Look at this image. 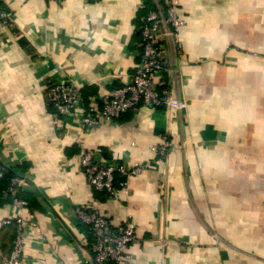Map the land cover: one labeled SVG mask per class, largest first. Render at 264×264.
I'll return each mask as SVG.
<instances>
[{"label":"crops","instance_id":"0c3cea01","mask_svg":"<svg viewBox=\"0 0 264 264\" xmlns=\"http://www.w3.org/2000/svg\"><path fill=\"white\" fill-rule=\"evenodd\" d=\"M154 2L0 0V161L36 223L20 264H94L82 204L136 225L129 264H264V0H179L182 55L167 43L163 77L185 107H139L82 137L98 159L147 163L116 196L78 166L81 114L54 125L46 85L73 82L82 111L123 85ZM15 210L0 204V264L13 241L1 220Z\"/></svg>","mask_w":264,"mask_h":264},{"label":"built area","instance_id":"2783aa9c","mask_svg":"<svg viewBox=\"0 0 264 264\" xmlns=\"http://www.w3.org/2000/svg\"><path fill=\"white\" fill-rule=\"evenodd\" d=\"M96 1V0H91ZM179 0H155L154 7L143 18L139 28L140 61L135 65L125 83L92 98L82 111L81 91L73 82H52L45 87L46 101L57 113L54 125H64V117L72 112L80 113V124L76 141L82 142L83 135L96 129L102 123H112L127 112H135L139 107H166L180 110L185 100L173 94L163 77L165 71V51L169 43L178 56L182 55L180 29L184 19L179 14ZM0 18L6 21L10 12L0 11ZM171 141L167 135L155 147L158 156L166 158ZM78 166L93 189L106 192L114 197L120 187L126 185L127 177L141 173L146 167L145 161H117L108 158H96L97 151L81 144ZM6 167L0 161V179L4 177ZM119 183V186L117 184ZM17 185L8 188L11 204L16 208L13 216L3 218L5 225L13 224L15 234L12 250L7 264H20L28 233L36 226L32 216L24 214L27 201L17 195ZM76 217L86 226L90 234L88 247L94 264H129L132 254L128 246L136 240L137 227L130 219L114 223L109 216L89 204L75 205Z\"/></svg>","mask_w":264,"mask_h":264},{"label":"trees","instance_id":"16d2710c","mask_svg":"<svg viewBox=\"0 0 264 264\" xmlns=\"http://www.w3.org/2000/svg\"><path fill=\"white\" fill-rule=\"evenodd\" d=\"M13 176H15L14 172L12 170L6 169L4 177L0 179V204L4 202H11V195L8 192V188L12 185L11 179L13 178ZM102 193H104L105 196H109V194L106 192H102ZM17 195L18 197L25 199L27 201L28 207H31L29 201L30 200L29 194H22L18 189ZM11 226L13 228V238H14L15 227L13 224H11Z\"/></svg>","mask_w":264,"mask_h":264}]
</instances>
